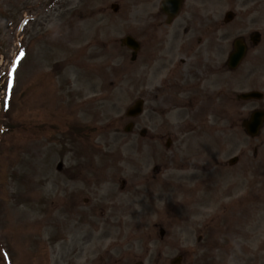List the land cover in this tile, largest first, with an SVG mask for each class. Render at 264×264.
Returning a JSON list of instances; mask_svg holds the SVG:
<instances>
[{"label": "rangeland", "instance_id": "1", "mask_svg": "<svg viewBox=\"0 0 264 264\" xmlns=\"http://www.w3.org/2000/svg\"><path fill=\"white\" fill-rule=\"evenodd\" d=\"M142 1L0 0V264H43L45 240L62 228L69 239L92 229L101 240L94 248H110L115 264H170L177 256L186 264H264V137L251 143L225 124L212 157L249 159L255 147L259 155L241 166L256 183L251 174L231 189L228 172L218 186L204 184L202 138L170 152L154 137L190 130L179 110L170 122L146 112L132 134L123 132L140 79L120 40L138 35ZM246 1L234 3L242 11L229 38L264 25V4L253 12ZM248 77L247 69L227 75V87L248 90ZM61 164L79 167L78 181L62 177ZM95 169L105 178L88 187L83 178L95 181ZM58 244L59 264H67L73 248L61 250L71 243ZM122 254L130 258L119 261Z\"/></svg>", "mask_w": 264, "mask_h": 264}, {"label": "flooded vegetation", "instance_id": "2", "mask_svg": "<svg viewBox=\"0 0 264 264\" xmlns=\"http://www.w3.org/2000/svg\"><path fill=\"white\" fill-rule=\"evenodd\" d=\"M165 1L160 0V3L154 4L152 0H143L142 7L139 5L138 10L139 33L136 37L129 35L135 38L139 46L137 58L131 62L138 63L140 79L138 100L143 109L140 118L149 112L150 119L157 117L167 121L171 113L179 110L190 130L175 135L169 131L167 137L159 132L154 137L157 136L156 140L159 142L166 140L165 146L170 152L177 144H185L182 140L202 138L205 150L202 169L204 184L212 183V186H218L219 180L226 172L229 177L236 180L231 189L241 188V180L246 183L245 179L251 174L256 183V175L252 173L251 168L242 173L241 166L243 164L247 167L259 162L257 147L253 149L252 158L249 159L244 152L224 161L218 154L216 158L212 157V152L222 150L224 145L222 137L226 134L223 129L226 128V123L240 128L244 137L251 143H256L264 137V122L259 133L254 136L246 132L244 125L254 113L264 112V25H259L245 35L229 38L226 31L236 24L242 11L240 7L234 6V3L242 0H229L232 5L229 4L227 9L224 5L225 0H181L179 4L175 1L170 3ZM258 3L260 6L264 4L260 0L245 2L252 5L253 12L258 11ZM121 48L126 49L130 57L132 56L133 52L130 49L124 46ZM236 48H243L245 54L241 63L233 67L230 64V55ZM243 69H247L249 75L247 79L250 78V81L246 80V83L251 85L250 89L236 92L233 86L227 87V75L234 77ZM257 71L260 72L259 80L256 79ZM245 92L259 94L252 99L241 98ZM242 107L246 108L245 113L241 112ZM136 125L134 121L133 129ZM201 129L204 131L200 132ZM147 134V129L141 130L139 133L141 140H145ZM249 149L250 144L246 150ZM158 169V166L153 168L154 177L157 176ZM58 170L62 177L77 181V176H80L81 172L77 166L66 168L64 164L59 165ZM94 175H97L95 181L86 175L83 183L91 187L98 176L101 179L105 178V174L97 169L91 176ZM126 185L127 182L122 181V191ZM253 191L255 190L251 189L248 192ZM212 193L210 188L206 190V195ZM79 203L81 204L80 201ZM88 203L90 204V201L87 199L82 202L85 207ZM74 204L76 209H81L80 205ZM238 206L237 203L236 209ZM243 209L248 212L249 207ZM91 211L93 212L90 210L84 214L87 219L91 218ZM54 231L53 237L45 240L43 264L60 263L59 253L55 252L58 242L71 243L61 250L63 252L73 248L65 259L67 264H115V257L110 248L100 253L94 248L93 244L101 240L94 236L92 238V229L85 232L81 238L71 239L67 238L63 228ZM106 234L109 235V232ZM126 258L130 256L122 254L119 261Z\"/></svg>", "mask_w": 264, "mask_h": 264}, {"label": "water", "instance_id": "3", "mask_svg": "<svg viewBox=\"0 0 264 264\" xmlns=\"http://www.w3.org/2000/svg\"><path fill=\"white\" fill-rule=\"evenodd\" d=\"M125 42L129 46H131L134 49H136L137 45L131 39H127V40H125ZM242 56H243V53L240 52V53H238L235 56L234 59L239 61L242 58ZM255 95L256 94H248L246 96H248V98L249 97L251 98V97H253ZM140 112H141L140 103L137 102L132 108H130L128 110L127 116L128 117H137L140 114ZM263 118H264V115L262 113H256V114L253 115V118H252L251 122H249L247 124V127L249 128V130L251 131L252 134H255V133L259 132V129H260V127L262 125V122H263ZM130 130H131V127H129L127 131H130ZM181 261H182V258L178 257V258H176V259H174L172 261V264H182Z\"/></svg>", "mask_w": 264, "mask_h": 264}]
</instances>
